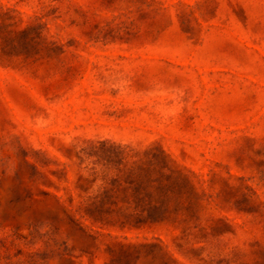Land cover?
Instances as JSON below:
<instances>
[{
  "label": "rangeland",
  "instance_id": "1",
  "mask_svg": "<svg viewBox=\"0 0 264 264\" xmlns=\"http://www.w3.org/2000/svg\"><path fill=\"white\" fill-rule=\"evenodd\" d=\"M0 264H264V0H0Z\"/></svg>",
  "mask_w": 264,
  "mask_h": 264
},
{
  "label": "trees",
  "instance_id": "2",
  "mask_svg": "<svg viewBox=\"0 0 264 264\" xmlns=\"http://www.w3.org/2000/svg\"><path fill=\"white\" fill-rule=\"evenodd\" d=\"M154 172V167L150 169L148 167L146 174L140 179L139 186L142 187L144 191V195H142L141 198H136L138 202H145L148 200V205L150 207V210L152 209V213L149 212V215L157 214L161 207L157 206V204L150 205L151 201L156 200L160 201V205H162V197L166 195V193L169 191L172 183V179L170 175L164 174L157 171V175L154 179L151 178L152 173Z\"/></svg>",
  "mask_w": 264,
  "mask_h": 264
}]
</instances>
